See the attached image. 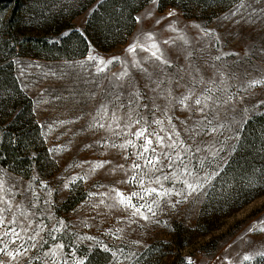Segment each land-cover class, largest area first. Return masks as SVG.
<instances>
[{
	"label": "rangeland",
	"instance_id": "rangeland-1",
	"mask_svg": "<svg viewBox=\"0 0 264 264\" xmlns=\"http://www.w3.org/2000/svg\"><path fill=\"white\" fill-rule=\"evenodd\" d=\"M91 1L0 0V46L5 49L0 60L12 62L16 81L32 102L41 138V144L31 146L34 150L27 153L30 162L18 172L0 164V178L17 193L15 201L26 205L35 199V221L41 225L35 241L22 237L17 245H9L11 250L19 244H36L17 258L18 264H51V252L67 264H187L188 258L191 264H224L225 257L240 264L244 254L264 250V232L259 231L264 228L259 223L264 221V161L256 166V160L253 169L238 165L241 154L264 151V84L248 87L250 81L264 80V0H243V7L238 0L226 10L215 9L211 0L207 9H195L196 18L186 17L188 11L177 7L160 11L159 0H150L135 15L132 33L109 52L90 45L81 58L50 57L33 47H17L11 53L16 38L55 43L73 30L82 33L101 0ZM54 22L57 27L52 28ZM149 33L173 62L166 72L184 69L180 74L193 82L197 95L211 88V93L205 92L212 96L209 109L218 113L223 127L214 137H198L202 151L193 157L205 161L200 175L211 174V180L186 200L169 197L170 202L182 200L175 207L164 201L153 205L155 215L147 213L150 219L143 220L131 217L123 206L108 207L113 201L107 196L100 204L101 197L90 194L109 193L112 188L126 194L132 191L119 182L125 175L117 168L119 164L127 167L130 161L117 148L104 146L121 141L107 127L112 121L108 116L97 117V110L101 102L114 101L115 93L122 91L116 76L125 68L130 80L143 85L144 77L131 62H143L149 53L138 48L129 54L126 49L137 38L140 43H151L144 40ZM164 40L174 42L165 44ZM113 57L118 59L105 71H97L103 66L98 63L101 59L106 62ZM144 66L153 71L150 63ZM172 91L175 96L183 89L173 87ZM126 98V93L120 97ZM157 103H167L169 115L179 118L173 123L181 129L180 121L189 113L181 111L175 100L168 103L159 97ZM94 117L105 127L93 126ZM9 123L2 126V134L7 133ZM57 244H63V249H57ZM3 259L8 264L7 257ZM258 262L264 263L256 257L250 264Z\"/></svg>",
	"mask_w": 264,
	"mask_h": 264
},
{
	"label": "snow or ice",
	"instance_id": "snow-or-ice-1",
	"mask_svg": "<svg viewBox=\"0 0 264 264\" xmlns=\"http://www.w3.org/2000/svg\"><path fill=\"white\" fill-rule=\"evenodd\" d=\"M256 2L260 3V0H256ZM243 6V0H241L239 7ZM173 14L169 13V15ZM172 30L175 31V29ZM144 40L151 41V43H140V38H137L126 49L129 54H135L138 48L140 51L149 53L143 58V62L135 59L131 62V66L144 77L143 85H138L130 80V73L125 68L116 76V79L121 81L118 87L122 91L115 93L114 101L101 102L97 110V117L108 116L112 121L107 127L121 141L119 144L113 141L110 145L104 146L117 148L124 160L130 161L127 167L124 164H119L117 168L123 170L125 175V179L119 182L129 185L132 191L126 194L112 188L109 193L90 195H99L101 197L100 204L105 203L103 197L107 196L113 201L112 204L107 205L108 207L123 206L129 211L131 217L149 220L150 216L147 213L155 215L153 205L158 207L159 203L164 201L175 207L182 200L170 202L169 197H182L186 200L193 193H198L205 181L211 180V174L200 175L205 161L199 158L194 160L193 157H197L198 153L202 151V140L198 137L202 138L205 135L214 137L223 125L218 121V113L209 109L208 102L212 100V96L205 95V92L211 93V88L201 89L197 95L193 90V82L186 80L185 76L180 74L184 69L177 70L172 74L165 71V69L173 68V62L167 59L159 44L153 40L152 34H147ZM172 42L174 41H163L165 44ZM89 59L96 60V57L90 56ZM116 59L118 58L113 57L106 62L101 59L98 63L103 66L98 67L97 71H105L107 65ZM217 59L220 58L217 57ZM145 63L153 65V71H149V68L144 66ZM185 67L190 68L191 65ZM185 74L191 75V72ZM262 84H264V80H253L249 82L248 87L254 88ZM173 87L183 89V91L174 96ZM149 92L153 93L151 97L148 96ZM124 93L127 94V98L121 100L120 97ZM108 94L112 95L111 92ZM159 97H163L168 103L175 100V105L181 111L189 113L184 120L180 121L183 126L181 129H177L173 123V119L179 118L169 115L167 103L163 105L157 103ZM144 99H147L148 103H144ZM231 99V97L228 98L229 101ZM227 102L225 101V103ZM109 103H111V107ZM121 109H123L122 115L118 114ZM158 112L164 119L157 115ZM94 121L93 126L105 127V124L100 123L96 117H94ZM181 132H184L185 136L182 137ZM86 147H90V145ZM218 152L219 150H217ZM104 163H110V161L101 162L99 166L103 167ZM216 175H219V172H216ZM110 193H114V195ZM16 194L12 191V187L7 186L6 181L0 178V264H6L3 257H7L8 264L11 262L18 264L17 258L28 252L29 247L35 248L36 244L31 243L27 247L25 244H19L11 250L9 245H17V241L22 237H26L27 241H35L41 231V225L35 221L36 212L33 211L37 208L35 199L28 200L25 205L23 202L15 201ZM259 223H264V221ZM254 230L253 227L248 231ZM259 231L264 232V228ZM12 237L15 239H11ZM56 247L63 249L64 245L57 244ZM50 256L51 264H67L66 261L56 258V252H51ZM256 257L264 261V250L256 251L255 255L244 254L240 264H245V262L250 264ZM187 264H191V258H188ZM224 264H232V262L228 257H225Z\"/></svg>",
	"mask_w": 264,
	"mask_h": 264
},
{
	"label": "trees",
	"instance_id": "trees-1",
	"mask_svg": "<svg viewBox=\"0 0 264 264\" xmlns=\"http://www.w3.org/2000/svg\"><path fill=\"white\" fill-rule=\"evenodd\" d=\"M95 1L92 0L90 3ZM149 1L101 0L95 5L94 10L88 17L82 33L73 30L55 43L42 40L32 41L31 39L19 42L18 38H14L15 42L11 48V53H15L17 47L20 49H23V47L32 49L33 47L50 57L81 58L86 55L90 45H94L102 52H109L121 45L132 33L135 27V15ZM209 1L211 0H159V10L161 11L167 6L177 7L184 12L188 11L189 15L185 14L186 17L196 18L195 15L198 13L196 10L202 6L207 9ZM235 1L238 0H214L217 5L215 9L226 10ZM185 5L188 8H184ZM80 12H77V14ZM11 19L12 16L8 19L9 24ZM51 27H57V23L54 22ZM12 28L9 25V29ZM6 35L9 36L10 34ZM3 52H5V49L0 46V53ZM3 63L0 60V164L18 172L20 168L30 162L27 153L32 149L34 150L31 146L41 144L40 130L35 120L32 102L23 94L16 81L12 62ZM8 121L10 123L5 129L7 133L2 134V126ZM248 126H250V123L244 127L242 142L245 141ZM23 144H26V148L21 147ZM239 157L241 159L238 165L253 169L254 165L252 164L256 160V166L264 161V151L257 155L245 152ZM255 264L264 263L258 262Z\"/></svg>",
	"mask_w": 264,
	"mask_h": 264
}]
</instances>
